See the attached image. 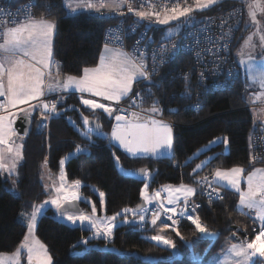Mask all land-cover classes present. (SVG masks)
Wrapping results in <instances>:
<instances>
[{"label":"trees","instance_id":"trees-1","mask_svg":"<svg viewBox=\"0 0 264 264\" xmlns=\"http://www.w3.org/2000/svg\"><path fill=\"white\" fill-rule=\"evenodd\" d=\"M25 1L0 0V6L16 7ZM65 1L33 0L31 16H43L55 22L52 58L56 74L58 71L60 77L80 76L85 67L96 65L100 49L105 45L102 33L116 22V18L112 14L90 11L73 13L67 9ZM234 4L242 5L237 0H221L208 8L193 11L195 18L171 37L180 35L203 17ZM171 24L154 23L149 30L154 39L166 38L169 37L167 28ZM239 34L229 50L236 61ZM196 66L189 55L179 53L158 69L150 88L144 87V80L134 83V88L143 95L140 107L150 106L156 101L161 116L174 122L171 156L131 157L106 138L93 135L90 142L75 130L70 121L83 129L80 113L86 116L96 114L82 107L75 94L63 95V101L58 106L63 109L62 112L52 116L46 126L43 119L39 124L35 122L30 133L24 137L23 158L14 173L6 178L0 172V253L14 250L22 240L26 229L22 212L31 211L33 206L42 204L51 195L52 189L43 180L45 157L47 169L57 175L61 171V158L71 154L63 165L66 182L79 180L80 195L92 200L97 213L104 215H114L125 208L134 209L146 182L149 189L193 183L196 177L206 172L213 173L216 168L246 165L247 139L250 136L252 140L256 125H264L254 122L251 108H247L243 99L245 74L224 89L212 90L210 82L207 86L198 83ZM69 104L71 108L67 107ZM98 118L108 130L109 121L102 116ZM225 137L227 144L223 142ZM213 140L218 142L202 151ZM77 145L86 150L76 152ZM116 157H119V163ZM202 162L204 166L194 172L196 165ZM137 168L147 169L150 176L144 179L134 174L132 171ZM220 189L224 193L223 198L213 201L200 197L196 192L193 198L198 200L200 207L189 211L191 215H198L204 226L216 235L205 237L196 231L190 221L182 218L176 227L183 239L171 229L165 231V236L174 241L175 249L152 241L146 229L138 224H119L108 239L98 237L88 241L87 245L82 244L88 230L56 219L54 210L49 206L39 215L35 234L45 244L52 264H195L191 252H198L201 260L208 259L232 232V225L242 229L246 239L254 238L253 227L257 223L249 213L237 210L238 194ZM98 191L105 194L102 208L98 202ZM78 203L82 209H90L86 200L78 199Z\"/></svg>","mask_w":264,"mask_h":264},{"label":"snow or ice","instance_id":"snow-or-ice-1","mask_svg":"<svg viewBox=\"0 0 264 264\" xmlns=\"http://www.w3.org/2000/svg\"><path fill=\"white\" fill-rule=\"evenodd\" d=\"M215 3L216 0H196V7L205 9ZM125 4L128 6V12H134L141 20H151L154 17L162 25H168L171 21H178L181 18H189L193 12V8H181L179 4L170 9L165 8L162 13L161 11H137L130 0H110V2H101L98 5L91 2V0H66V7L71 11L86 8L88 10L95 9L99 12L107 8L109 11L119 12ZM248 8L249 16L255 22L257 11L264 13V2L262 0H251ZM55 27L54 21L45 19L43 16L34 18L29 14L19 25L7 28L0 33L3 40L0 43V110L6 112V115H0V170L11 174L16 170L17 163L23 158L22 145L14 144L16 133L12 125L17 119V114L31 116L32 111L39 107L42 110L41 116L45 119L50 118L53 114L59 115L57 108L59 97L51 103L41 101L39 104H32L31 102L39 101L41 97L45 96L46 92L52 94L57 91L66 92L71 89L81 93L80 102L82 105L93 110V112L102 109L109 116H114L116 121L109 135L102 131L98 122L81 112L80 118L83 123V130L76 126L75 122L70 121V123L73 124L75 130L82 137L90 142L93 135L106 138L110 143L113 141L118 142L119 147L131 156L149 153L155 156L165 150L170 152L173 146L172 127L163 120L154 118L160 112V109L156 107V101H153V106L146 110L149 115L145 118L135 112L127 115L119 114L125 112V110L114 108L111 104L100 103L95 99H86L83 96L84 93H89L92 96L101 97L106 101L117 104L124 98L129 97L135 82L139 80L150 81L151 74L147 71L144 53H139L138 55L135 52L128 53L121 48H110L106 43L99 62L94 67H85L82 70L83 75H66L61 79L57 71V74L53 77L51 72L46 73L44 69L50 68L52 63V37ZM172 34L170 29L169 38ZM251 39V36H249L245 40L241 55H244V47L251 46ZM261 40H264V36H261ZM165 50H167V46H161V51ZM156 58V56L153 57L154 60ZM240 63L242 66L248 65L247 72L250 78L259 80L261 86L264 87V68H254L253 58L250 55L247 60L242 59ZM154 71L155 68H153ZM201 75L203 77V74ZM46 76L48 78L47 83ZM135 95L140 97L141 93L137 92ZM261 95L264 94H258L257 98ZM141 103H143L142 100L138 102L133 98L130 106H139ZM20 105H27L28 107L25 109L19 107ZM12 109H16V111H12ZM216 142L218 141L210 143ZM223 142L225 144L228 143L227 137L223 139ZM85 150L80 145L76 146V152L78 153ZM65 159L62 157L60 160L61 174L59 179L61 180V185L59 188L54 189L58 195L50 201L52 205L56 206L64 219L73 224L79 222L83 225L87 222L97 237L103 235L105 239L111 237L113 229L117 226L116 219L122 214L124 215L123 223L125 224L132 222L129 221L127 213H131L134 218L138 217V222L145 220L144 212L148 211V209L143 207H140L139 210L125 208L121 213L103 218L96 216L97 209L95 204L92 205L91 215L83 212H70L68 205L73 204L80 197L77 192L68 191L63 183L65 179L63 172ZM116 161L119 163V157H116ZM203 166L204 162L196 165V169L193 171L195 172ZM244 171L243 167L233 166L229 169L217 168L212 175L217 185L228 186L239 193L237 210L255 209L257 218L264 222V168H254L252 172H249L244 178L247 188L242 190L241 179ZM139 174L146 178L150 176V172L143 168L139 170ZM207 181L208 178L205 177L196 181V183L204 184ZM80 184L79 180L72 182L74 187H78ZM148 187V184L145 183L140 190V196L146 204H153V202L157 204V208L152 210L151 224L155 226L162 214L171 222L170 224L164 223L162 225L161 233L166 229H171L176 236L181 237V233L176 226L180 223L179 218H186L195 226L198 233L205 236L216 235V233L210 232L204 226L198 215L189 214V198L195 195L196 188L183 183L176 187L171 185L163 186L164 191L168 193L165 203V198L161 196L160 190H156L154 195L150 197L147 193ZM209 188L210 197H221L219 187H212L211 183H209ZM104 195V193H100L101 207L104 206ZM181 199L184 203L183 207H180L178 203ZM47 203L48 201H45V204ZM42 207L43 205L33 206V211L30 215L27 213L23 214L27 220L28 234L25 235L24 241L13 253H0V264H19L22 252H26L28 264H52V257L48 254L46 246L34 235L37 215ZM199 207V205L194 206L192 211H196ZM150 239L171 249L176 247L173 240L166 238L162 234L153 235ZM84 242L87 243V241ZM6 255L9 256L7 261L5 260ZM257 255L264 258V227L246 245H231L228 250V258H226L224 264H229L231 260H235V264H249Z\"/></svg>","mask_w":264,"mask_h":264},{"label":"built area","instance_id":"built-area-1","mask_svg":"<svg viewBox=\"0 0 264 264\" xmlns=\"http://www.w3.org/2000/svg\"><path fill=\"white\" fill-rule=\"evenodd\" d=\"M133 7L137 11H161L165 8H172L179 4L181 8L191 7V0H130ZM33 0H26L24 3L16 6H0V33L12 24L19 23L25 20L31 14ZM151 6V7H150ZM123 12V14H121ZM116 18V22L106 27L102 33V42L108 46L121 48L128 53H144L147 65V71L151 74L150 79L165 63L176 57L179 53L189 55L196 66V76L198 83L206 85L210 82L212 90H221L227 87L230 83L241 79L244 76L239 63L230 55V48L240 32L244 20V9L240 4H234L222 10L209 14L203 17L199 22H194L185 28L180 35L166 38L154 39L149 26L157 23L153 17L151 20L138 18L134 12H128V6L125 4L119 12L112 13ZM1 37V36H0ZM167 46V50L161 51V46ZM175 47L173 48V46ZM157 58L154 60L153 57ZM153 68L155 71L153 72ZM203 74V77L202 75ZM140 92L133 86V91L125 101L114 103V108L124 109L125 112L119 113L127 115L128 113H140L141 104L139 106H130L132 99L135 98L138 102L143 101V95L136 97V93ZM59 97V103L63 100V95H47L44 101L51 103ZM58 107V106H57ZM252 106H247L251 108ZM5 111L0 110V115ZM52 116V115H51ZM50 118L45 119V124ZM160 119H164L160 117ZM171 125L174 124L169 120ZM252 159L254 162L264 166V127L256 125L251 140ZM47 161V157H45ZM46 163V162H45ZM207 177L208 181L204 184H197L196 181ZM194 183L200 197L207 200H220L224 193L220 189L221 197H210L209 183L212 187H217L213 181L211 172H206L195 178ZM158 187V186H156ZM182 207L184 203L182 202ZM199 205L198 200L190 199L188 211ZM143 208L145 211L146 220L152 217V210L157 206ZM165 215L162 214L161 217ZM180 220L182 218H179ZM262 223H258L253 227V236L257 235Z\"/></svg>","mask_w":264,"mask_h":264},{"label":"crops","instance_id":"crops-1","mask_svg":"<svg viewBox=\"0 0 264 264\" xmlns=\"http://www.w3.org/2000/svg\"><path fill=\"white\" fill-rule=\"evenodd\" d=\"M66 2V1H65ZM91 2H93L94 4H99V3H101V2H105V3H107V2H110V0H91ZM70 12H78V11H92V12H94V13H101V14H105V15H107V14H112L114 11H109L107 8H105L104 10H102V11H96L95 9H92V10H88V9H86V8H79L78 10H76V11H71L69 8H67ZM245 17V16H244ZM17 26V25H16ZM249 25L248 24H246L245 23V18H244V22H243V25H242V28H241V31H240V34H239V44H238V46H237V48H236V51H235V56H236V59H237V62L239 63V65H240V67H241V69H242V72L245 74V78H246V82H248V81H250L251 80V78H250V76H249V73L247 72V68H248V65H241V63H240V61L243 59V60H247L248 59V55L249 54H246V53H244V55H241V50H242V47H241V45H242V41H243V39H244V37H245V34H246V32H247V28H249L248 27ZM11 27H13V26H9V27H7V28H11ZM6 28V29H7ZM5 29V30H6ZM176 32V31H175ZM174 32V33H175ZM53 33H54V31H53ZM168 36V35H167ZM53 38V37H52ZM3 42V40L1 39L0 40V43H2ZM104 46L105 45H103L102 47H101V49H100V53H99V55H98V59H97V63L99 62V58H100V56H101V54H102V52L104 51ZM110 48H116V47H114V46H109ZM118 48V47H117ZM252 58H253V67L254 68H256V69H260V68H264V59L263 60H261V59H256L258 56H256V55H253V54H251L250 55ZM51 61H52V63H51V66H50V68H48V69H44V71L47 73V72H51L52 73V75H53V77L56 75V72H55V65H54V60H53V58H52V56H51ZM96 63V64H97ZM94 66H96V65H94ZM94 66H92V67H94ZM90 68V67H89ZM81 75H83V72H82V74ZM80 75V76H81ZM46 83H47V76H46ZM62 79H63V77H62ZM53 94H55V95H60V96H62V95H69V94H75L77 97H78V100H79V102H80V97H81V93H79V92H76L74 89H71V90H69V91H66V92H60V91H57V92H55V93H52V94H49V93H47L46 92V94H45V96H47V95H53ZM44 96V97H45ZM83 96H84V98H86V99H95V100H97L98 102H100V103H106V104H111V106L113 107V104H114V102H109V101H106V100H104L103 98H101V97H95V96H92L91 94H89V93H84L83 94ZM44 97H41L40 98V100L39 101H32L31 103L32 104H39L41 101H44L43 99H44ZM126 100V98H124L122 101H125ZM80 105L82 106V107H84L87 111H90V112H92V113H95L96 115L94 116V117H98V116H102V117H104L103 119H105V121H109V123H110V125H109V129L108 130H106L105 129V125L102 123V120L101 119H97L98 120V122L99 123H101L102 124V126H103V129H102V131L104 132V133H108L109 135L111 134V131H112V127H113V124H115V117L114 116H112L111 117V119L110 120H108L107 119V116H108V114L107 113H104L103 112V110L102 109H98V110H95V112H93V110H91V109H89V108H87L86 106H84V105H82L81 104V102H80ZM19 107H21V108H25V109H27V105H20ZM67 107L68 108H71L72 107V105L71 104H69V105H67ZM40 108L39 107H37V108H35V110L34 111H32V114H31V116H28V117H30L31 119H34V122H33V120H32V126H33V124H35V122H36V124H39V122L40 121H42L41 119H43V120H45V118L44 117H42L41 116V114H40V110H39ZM62 110L63 109H61V108H59L58 107V113H61L62 112ZM12 111H16V109H12ZM139 114H141L142 116H144L145 118L149 115L148 114V112L146 111V112H143V111H141ZM1 115H6V112H4L3 114H1ZM19 115H21V114H17V116H19ZM54 116H56L55 114H53ZM156 119H159V120H163L164 122H166V123H168L169 125H171L170 123H169V120H166V119H160V117H162L161 116V114H156L155 116H154ZM41 123V122H40ZM43 124H45V123H43ZM46 124H47V122H46ZM12 127H13V125H12ZM171 127H172V125H171ZM13 129H14V127H13ZM15 131V130H14ZM16 133V132H15ZM17 134V133H16ZM24 137L25 136H23V138L21 139V140H18V139H16L17 137L15 136V139H16V142H14V144L15 145H22V142H23V139H24ZM114 146H116L118 149H120L121 151H123V152H125L127 155H129V156H131L130 154H128L124 149H122V148H120L119 147V145H118V142H111ZM22 150V149H21ZM171 155H172V149H171ZM170 152H168V151H163V152H161V153H159V154H157V155H155L156 157H164V156H162V155H165V154H169ZM139 156H150V157H153V155L152 154H142V155H139ZM166 156V155H165ZM131 157H137V156H131ZM64 158H67V156L66 157H64ZM65 161H66V159H65ZM19 163V162H18ZM17 163V164H18ZM44 168H45V173H44V176H43V180H44V183L45 184H47V186L49 187V188H51L52 190H54L55 188H56V186H55V184L53 185V183H52V181L48 178V169H47V167H45L44 166ZM0 172H2V170H0ZM5 172H7V171H5ZM8 173V172H7ZM14 172H12L11 174L10 173H8V175H12ZM60 174H61V171L57 174V175H55L54 176V179H57V181L58 182H60L61 183V180L59 179V177H60ZM50 175V174H49ZM57 177V178H56ZM148 178V177H147ZM144 179H146V177L144 178ZM65 179H64V181H63V183H65ZM213 181H214V178H213ZM55 183V182H54ZM147 183V182H146ZM215 183V182H214ZM181 184V183H180ZM180 184H177V185H171V186H174V187H176V186H179ZM183 184H189V185H191L192 187H194V188H196V185H195V183L193 182V183H183ZM145 185V184H144ZM143 185V186H144ZM217 187H219V188H222V189H229V190H232V191H234L233 189H231L230 187H228V186H220V185H217V184H215ZM164 186V185H163ZM163 186H158V187H153L152 189H147V193H148V195L151 197V196H153L154 195V193H155V191L156 190H160L161 191V196L162 197H164L165 198V203H166V195H165V191H164V188H163ZM197 189V188H196ZM197 192V191H196ZM167 193V192H166ZM196 194V193H195ZM167 195H168V193H167ZM194 197V196H193ZM193 197H190L189 198V200L190 199H192ZM182 199L178 202L179 203V205H180V207H182ZM236 203H237V201H236ZM150 206H157V204L155 203V202H153V204H146V207H150ZM47 207V205L46 206H44L43 207V210L45 209ZM90 208H91V205H90ZM241 211V210H240ZM242 211H244V212H247V213H249L251 216H252V218H253V220L258 224V223H260L261 222V220L260 219H258L257 218V216H256V211H255V209H252V210H249V209H243ZM81 212H83V213H85V214H88V215H91L92 214V212L91 211H89V210H84V209H82L81 210ZM99 214V213H98ZM127 216H132V214L131 213H127ZM133 217V216H132ZM120 218H122V217H120ZM151 219H152V217L149 219V220H146V217H145V220L143 221V222H136V221H133L132 223H128V224H138V225H140L141 227H144L145 229H146V231L148 232V234H149V236L151 237V236H153V235H156V234H162V235H165V231L167 230H164L162 233L160 232V229H161V227H162V225L164 224V223H171L170 221H168L167 220V217L166 216H164V217H161L160 218V220H158V222H157V224L154 226V225H152L151 224ZM26 224V223H25ZM121 224H125V223H121ZM262 225H263V227H264V222L262 223ZM26 229H27V227H26ZM26 229H25V233H24V236H23V238H22V240L20 241V243L17 245V247L18 246H20V244H21V242L22 241H24V237H25V235H26V233H27V231H26ZM88 230V229H87ZM232 233H233V230H232V232L224 239V241H223V244H222V246L215 252V253H213L208 259H206V260H201L200 258H199V253L198 252H195V251H192L191 252V254H190V256L191 255H193L194 257H192L193 258V260H194V262H195V264H220L221 262H220V258H222L223 256H225L224 258H225V260H226V258H228V249L226 248V247H231V245H233V244H247V243H249V242H251V240H248V239H246L245 238V235H241L238 239H236L235 237H233L232 236ZM94 234H95V232H94ZM35 235V237L41 242V243H43L37 236H36V234H34ZM256 236V235H255ZM255 236H254V238H255ZM103 237V236H102ZM214 237V236H213ZM167 238V237H166ZM210 238H212V237H210ZM253 238V239H254ZM82 242V241H81ZM44 244V243H43ZM45 245V244H44ZM17 247L14 249V250H12V251H10V252H2V253H4V254H11V253H13L16 249H17ZM204 251H205V249H204ZM203 253V252H202ZM227 253V254H226ZM49 254V253H48ZM226 254V255H225ZM9 259V256H5V260L7 261ZM19 264H28V262H27V256H26V252H22V255H21V259H20V262H19ZM249 264H264V258H262V257H259L258 255H257V257H254L253 259H252V261H250L249 262Z\"/></svg>","mask_w":264,"mask_h":264},{"label":"rangeland","instance_id":"rangeland-1","mask_svg":"<svg viewBox=\"0 0 264 264\" xmlns=\"http://www.w3.org/2000/svg\"><path fill=\"white\" fill-rule=\"evenodd\" d=\"M192 1V4H191V8H193V11H196V10H198V11H200V10H202V9H198L197 7H196V0H191ZM219 1H221V0H216V3H218ZM237 1H239L241 4H242V6H243V8H244V12H245V23L246 24H248L249 26V28H247L248 30H247V32H246V34H245V37H244V39H243V41H242V45H241V47L244 45V43H245V40L249 37V36H251V46L250 47H244L243 48V52L244 53H246V54H249V55H251V54H253V55H256V56H258L256 59H261V60H263L264 59V40H261V36H264V13H262V12H259V11H257V13H256V21L254 22V21H252V19H251V17L249 16V8H248V4L251 2V0H237ZM262 2H264V0H262ZM90 12H92V11H90ZM193 18H195V15H194V13L192 12L191 14H190V16H189V18H181L180 20H178V21H171L170 23H172L171 25H170V27H168L167 28V34H169V30L171 29V31H172V33H174L175 31H177V30H179L182 26H184V25H186L187 23H189ZM169 23V24H170ZM157 24H160V23H158L157 22ZM160 25H162V24H160ZM16 25H13V27H15ZM55 30V29H54ZM117 48V47H116ZM248 55V56H249ZM144 87H146V88H150V85H144ZM258 94H264V87H262L261 86V83H260V81L259 80H253V79H251L250 81H248V82H246V84H245V86H244V90H243V99H244V101H245V103H246V105L247 106H252L251 107V109H250V111H251V114H252V116H253V118H254V122L255 121H257L258 123H260V124H262V125H264V95H261L259 98H257L258 97ZM115 103V102H114ZM153 106V104L152 105H150V106H142L141 107V111H143V112H146V110L147 109H150L151 107ZM156 107L157 108H159L160 109V106H158V105H156ZM40 111H42L41 110V108L39 109ZM40 114H41V112H40ZM149 114V113H148ZM158 114H161V109H160V112L158 113ZM155 118V117H154ZM156 119V118H155ZM81 130H83V129H81ZM17 138L16 139H18V140H21L22 138H23V136L22 135H18V134H16L15 135ZM16 139H15V137H14V142H16ZM213 141H215V140H213ZM212 142V141H211ZM211 144H213V143H210V144H208L206 147H204V148H202V151L205 149V148H208ZM247 146H248V162H247V164L246 165H244V166H241V165H238V166H240V167H243L244 169H245V171H244V173L242 174V179H241V189L242 190H245L246 188H247V185H246V183H245V179L244 178H246V176H247V174L249 173V172H252L253 171V169L254 168H264V166L262 165V164H259V163H255L254 161H253V159H252V151H251V137L249 136L248 137V139H247ZM166 156H171V152L169 153V154H165ZM165 155H162V156H165ZM195 155H197V153L195 154ZM72 156V155H71ZM70 155L69 156H67V158H66V161H67V159H69L70 157H71ZM153 157H156V156H153ZM161 157V156H160ZM44 165H45V167H46V165H47V161H46V163H44ZM230 168H232V167H230ZM217 169V168H216ZM220 169H229V168H220ZM215 171V170H214ZM213 171V172H214ZM48 173L50 174H48V178L52 181V183H53V185L55 184V186H56V188H59L60 187V185H61V183L60 182H58L57 181V179H54V174L51 172V171H49V169H48ZM1 174H2V176L3 177H8L9 175H8V173L7 172H5V171H3L2 170V172H1ZM213 174V173H212ZM138 176H140V177H142V178H145L144 176H142V175H138ZM57 178V177H56ZM214 178V177H213ZM55 182V183H54ZM214 182H215V178H214ZM65 186H66V189L68 190V191H75V192H77V194H78V196L80 197L79 199H84V200H86L90 205H91V208L89 209V211H91L92 212V205L94 204V202H92V200H90V199H86V198H83L81 195H80V193H79V186L78 187H74L73 185H72V183H68V182H66L65 181ZM216 184V183H215ZM187 185H189V184H187ZM164 186H166V185H164ZM189 186H191V185H189ZM11 190H13V188H10ZM234 190V189H233ZM234 192H236L235 190H234ZM100 193L101 192H97V194H98V202H99V205H100V207H101V204H100ZM237 194H238V198H237V203H236V208H237V204H238V202H239V193L238 192H236ZM58 194L54 191V190H51V195H50V197L47 199V200H45V201H48V203L47 204H45V201L42 203V204H39V205H37V206H41V205H43V207L44 206H49V207H51L53 210H54V217L56 218V219H58V220H60V221H63V222H66L67 224H69V225H71V226H78V227H80V226H84V227H86L87 229H88V232H87V234H86V237L85 238H83L82 239V244H86L87 245V243H85L84 241H90V240H93L94 238H98L95 234H94V230L91 228V226L87 223V222H85L83 225L82 224H80L79 222H77L76 224H73V223H71V222H69V221H67L66 219H64L63 218V216L62 215H60V212H59V210L56 208V206L55 205H52L51 203H50V201H51V199L52 198H54V197H56ZM61 195H62V193H61ZM165 195H166V197H167V193L165 192ZM183 201V200H182ZM43 207H42V209H41V211L38 213V215H37V219H38V217H39V215L41 214V213H43ZM102 208V207H101ZM32 211H33V209L31 210V211H29V212H27V214H31L32 213ZM242 211V210H241ZM122 211H119L118 213H121ZM24 213H26V212H22V218L24 219V221H25V223H26V227H27V220L25 219V217H24ZM145 213V212H144ZM117 214V213H116ZM115 215V214H114ZM114 215H104L103 213L102 214H98L97 212H96V216L97 217H100V218H103V217H108V216H114ZM145 215V214H144ZM120 217H122V218H120ZM128 219H129V221H136V222H138V217H136V218H134V217H132V216H128ZM123 220H124V215L122 214V215H120V216H118L117 217V219H116V224L117 225H119V224H121L122 222H123ZM131 222V223H132ZM260 223H263L262 221L260 222ZM36 228V227H35ZM26 231H27V233L26 234H28V227H27V229H26ZM34 234H35V229H34ZM103 235H101V236H99V237H102ZM206 237V236H205ZM207 237H213V236H207ZM104 238V237H103ZM163 245V244H162ZM228 250L230 249V247H226ZM227 254V253H226ZM225 254V255H226ZM192 257H194L193 255H191ZM225 256H223L222 258H220L221 260H220V264H224V262H225V258H224ZM229 264H235V260H231L230 262H229Z\"/></svg>","mask_w":264,"mask_h":264},{"label":"water","instance_id":"water-1","mask_svg":"<svg viewBox=\"0 0 264 264\" xmlns=\"http://www.w3.org/2000/svg\"><path fill=\"white\" fill-rule=\"evenodd\" d=\"M61 79H62V77H61ZM153 83L154 82L152 79H150V81H146V80L143 81V84H145V85H151ZM111 117L112 116L108 115L107 119L110 120ZM89 118L98 122V120H97L98 117L89 116ZM99 124L101 125V129H103L102 124L101 123H99ZM13 127H14L15 132L18 135L27 136L30 133L31 128H32V119L26 115L21 114V115L17 116V119L13 122ZM140 169H142V168L134 169L132 172L136 175H141V174H139ZM143 169H145V168H143ZM144 206H146V203L144 202V200L142 198H140V201L134 206V209L139 210L140 207H144ZM68 210L72 213H78V212H81L82 207L80 206V204L78 203V200H77L73 204L68 205ZM80 228L87 230V228L84 226H80ZM232 230H233L232 236L235 237L236 239H238L241 235H244V231L242 229L238 228L236 225H232Z\"/></svg>","mask_w":264,"mask_h":264},{"label":"clouds","instance_id":"clouds-1","mask_svg":"<svg viewBox=\"0 0 264 264\" xmlns=\"http://www.w3.org/2000/svg\"><path fill=\"white\" fill-rule=\"evenodd\" d=\"M62 101H63V100H62ZM61 103H62V102H61ZM61 103H60V104H61ZM60 104H59V105H60ZM59 105H58V106H59ZM57 108H58V107H57ZM52 116H54V115H52ZM52 116H51V117H52ZM51 117H50V118H51Z\"/></svg>","mask_w":264,"mask_h":264}]
</instances>
